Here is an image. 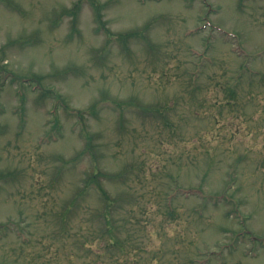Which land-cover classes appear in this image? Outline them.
<instances>
[{"label": "rangeland", "instance_id": "rangeland-1", "mask_svg": "<svg viewBox=\"0 0 264 264\" xmlns=\"http://www.w3.org/2000/svg\"><path fill=\"white\" fill-rule=\"evenodd\" d=\"M97 1L0 0V264H264V0Z\"/></svg>", "mask_w": 264, "mask_h": 264}, {"label": "trees", "instance_id": "trees-1", "mask_svg": "<svg viewBox=\"0 0 264 264\" xmlns=\"http://www.w3.org/2000/svg\"><path fill=\"white\" fill-rule=\"evenodd\" d=\"M90 3L93 5V7L96 9V11L98 12V20H99V18L101 19L102 18V14H101V4L97 1V0H90ZM77 10H78V6H74V8L72 9V11H71V13H73L74 15H76L77 14ZM76 11V12H75ZM75 19V18H74ZM100 21V20H99ZM101 21H102V19H101ZM104 26V25H103ZM73 29L74 30H76V27L74 26L73 27ZM106 31L108 32L109 31V29H106ZM141 31H136V32H132V33H127V35H117L118 36V38H116L119 42H121V43H123V47H126V45H127V41H128V39H129V37H131V38H135V36H142V34L140 33ZM140 33V34H139ZM108 34H110L111 35V32H108ZM130 35V36H129ZM121 40V41H120ZM206 44H209V38H207L206 39ZM200 55H201V57L204 59L205 58V56H206V53L205 52H203V53H200ZM198 59H200V58H198ZM201 62H202V59H201ZM199 66V65H198ZM199 67H201V66H199ZM245 67V65H242L241 66V68L243 69ZM202 68V67H201ZM201 68H200V72L201 73H203L202 72V70H201ZM237 82L236 83H234V84H232V83H227L226 84V89H228V91H229V96H233V97H235V95H236V91H237V87L239 86V82H240V77L238 76L237 78ZM218 84H220L221 83V81H219L218 80ZM225 89V90H226ZM96 107V106H95ZM94 107V108H95ZM91 108V110H90V112H92L93 110H94V108H92V107H90ZM81 114V113H80ZM88 138H89V136L87 135V140H88ZM89 142H91V140H88V142L87 143H89ZM93 146V145H92ZM85 149H87V150H89L90 152H92V149L90 148V146L89 147H87L86 146V148ZM98 170V168L96 169V171ZM96 171L94 172H92L91 173V175L89 176V177H87V180H86V182L87 183H91V182H93L94 184H97L98 185V187H99V189H100V182H98V180H97V177L95 176V174H96ZM103 176H107V175H103ZM116 176H119V174L118 175H114V177H116ZM113 177V178H114ZM108 178H112L111 176H108ZM101 190H103V189H101ZM105 191V190H104ZM103 194H105V195H107L106 194V192H103ZM106 200V204L108 205V211L111 209V207L114 205V202L116 201L115 199L113 200V199H110L109 198V196H107L106 198H105ZM113 200V201H112ZM168 212L172 215L174 212H175V210L174 209H172V210H170L169 211V209H168ZM107 218H108V216H107ZM109 219V218H108ZM107 219V221H109ZM116 242H120V240L119 239H117L116 240ZM138 248V250H140V248L139 247H137Z\"/></svg>", "mask_w": 264, "mask_h": 264}]
</instances>
